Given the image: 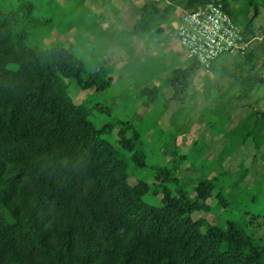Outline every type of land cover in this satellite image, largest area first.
I'll list each match as a JSON object with an SVG mask.
<instances>
[{"label":"trees","instance_id":"obj_1","mask_svg":"<svg viewBox=\"0 0 264 264\" xmlns=\"http://www.w3.org/2000/svg\"><path fill=\"white\" fill-rule=\"evenodd\" d=\"M95 1L108 14L97 13L85 0H73L66 13L76 16L63 20L54 8H39L35 0H13L7 7L0 3V264H264V28L257 31L254 23L259 0H244L254 10L242 26L231 16L235 0ZM211 1L222 2L251 46L230 56L223 82L211 78L204 87L216 91L213 105L199 114L210 137L194 140L188 152L176 146L170 153L163 151V162L151 164L138 146L139 133L131 120L117 123L114 134L116 123L97 126L90 108L69 92L68 79L81 90L102 91L111 87L113 76L104 65L86 70L72 42L48 38L66 23V31L83 27L87 17L93 22L84 28H99L89 32L93 39L100 31L110 39L114 23L107 18L119 17L121 23L129 4L136 17L127 34L159 37L185 11ZM105 19L108 24L102 25ZM254 38L260 48L252 45ZM224 56L213 61L210 72L229 62ZM200 70L205 69L186 55L184 65L164 76L172 94L161 91L160 107L161 115L169 113L170 125ZM156 75L149 78L152 85L139 90L148 109L161 100L160 88L152 82ZM196 95L190 94L193 99ZM236 110L241 116L234 118ZM186 127L184 121L175 134ZM196 142H204V149L209 142L221 147L210 162L205 156V170L191 155ZM247 145L259 152L263 163L251 187L246 186L249 168L244 162L236 170L226 164ZM185 163L188 172L179 175ZM130 171L147 174L130 183ZM146 194H160V202L147 201ZM242 197L253 203L242 221L216 216L209 222L202 214L210 213L211 199L224 208Z\"/></svg>","mask_w":264,"mask_h":264},{"label":"rangeland","instance_id":"obj_2","mask_svg":"<svg viewBox=\"0 0 264 264\" xmlns=\"http://www.w3.org/2000/svg\"><path fill=\"white\" fill-rule=\"evenodd\" d=\"M35 1L39 8L46 5L54 8L57 12L56 17L62 20L69 16H76V12L70 15L66 13L67 7L71 5L73 0L67 3L66 0H49L48 3H46V0ZM85 1L97 13H107L108 11L105 5L100 7L95 3V0ZM12 2L13 0H0L2 6L5 7ZM259 2V11L254 19L255 30L257 31L259 27L264 28V0H259ZM253 10V5L248 6L244 0L231 2V16L240 26L246 23L253 13ZM135 17L136 14L133 12L132 5H127L123 10V20L121 23L119 20L117 21L119 17L111 18V21L114 22V27L112 26L114 33L110 39L105 38V34L101 31L99 32V37H96V40L93 39V34H89V32L93 31L96 33V31H99V28L90 27L92 29L90 31L84 28L87 23L93 22L86 17L83 19V24H85L83 27H74L73 25V28L66 31L69 25L67 23L60 25L55 28L48 40H58L65 45L72 42L77 54L84 59L85 69L88 71L104 65L109 74L113 76V84L111 87L102 91H95L94 89L81 90L75 85L73 79H68L67 81L70 83V94L75 97L76 102H82L90 108L89 117L97 126L107 122L116 123L113 130L114 134L115 130L119 127L117 123H120L122 120H131L133 129H137L139 133L138 146L144 151L149 163L156 164L157 162H163L165 157L163 151L170 153L176 146L178 151L188 152L194 140L208 139L210 137L209 129L204 125V120L200 118L199 114L200 111L203 112L204 106L213 105L212 100L216 97V91L214 89H208L206 91L204 87L213 81L211 78H217L223 82L222 77L229 72L232 62L230 56L225 55L223 58L228 59V63L222 62V64L214 66L211 72L210 69L208 71L200 70L191 78V83L186 91L188 95L185 96V103L182 105L181 112L174 119V124L170 125L168 119L169 113L165 112L161 115L162 107L160 105L162 103V92L167 97L172 94V90L164 85L163 78L172 67L184 65L186 57L182 47L177 43L173 35L174 29L172 25H165L163 34L159 35L158 39L164 38L161 44L155 42L152 36L147 37L148 41L149 37L153 38L150 41L152 44L147 43L143 39L146 37V34L140 35L139 38L130 37L125 30H128ZM101 23L102 25H107L108 20L105 19ZM114 41L115 43H113ZM250 41L249 39L245 51L249 48ZM258 42L260 40L252 39L253 46H259L260 44ZM173 50L177 53L175 58L172 54ZM152 72L154 75L158 74L152 82L162 92L158 95L161 99L158 106L148 109L145 107V103L141 102L144 96L139 95V90L147 83L152 85L149 82V78L153 76ZM193 91L197 93L194 99L190 96ZM205 93L207 95L204 100L201 96H204ZM174 106L175 103L171 102V109ZM233 115L234 118L239 117L241 116V111L236 110L233 112ZM184 121L187 123V127L182 130L186 131H182L179 135L175 134L177 132V128L175 127L181 124L184 125ZM173 136H176V138L174 141H171ZM204 146V142H196L195 153L192 151L194 154H191L196 157L199 163L204 165L203 170L207 169V166H209L208 161L210 162L211 157L217 154L221 148L218 142H209L205 149ZM201 149L203 152L200 151ZM199 152L203 153V156L200 157ZM169 153L167 158H170ZM205 156L208 157V161ZM241 161L249 168V173L245 180L246 186L251 187L259 179L262 172L263 163L260 159L259 152H256L250 145H247L241 149L239 154L237 153L227 158L226 164L230 170H236ZM187 166L188 163L183 164L182 169L178 172L179 175L188 172ZM130 173H133V176L129 178L130 183H134L136 177H145L147 174L146 171H130ZM247 192L250 193L252 190H248ZM144 199L152 203H159L160 194H146L144 195ZM210 204V213H202L209 222H214L216 216L220 220L231 217L242 221L244 210L253 207V203H248V198L244 199V197L240 201L233 202L224 208L216 204L214 199L210 200ZM199 215L201 214H194L193 217L197 218Z\"/></svg>","mask_w":264,"mask_h":264},{"label":"built area","instance_id":"obj_3","mask_svg":"<svg viewBox=\"0 0 264 264\" xmlns=\"http://www.w3.org/2000/svg\"><path fill=\"white\" fill-rule=\"evenodd\" d=\"M175 32L187 57L205 70L222 55L244 53L249 43L220 1L185 11L177 21Z\"/></svg>","mask_w":264,"mask_h":264},{"label":"crops","instance_id":"obj_4","mask_svg":"<svg viewBox=\"0 0 264 264\" xmlns=\"http://www.w3.org/2000/svg\"><path fill=\"white\" fill-rule=\"evenodd\" d=\"M131 5V4H130ZM130 5H128V6H130ZM101 7V6H100ZM179 10H181V6H179L178 7V11ZM123 13V12H122ZM108 14V13H107ZM111 23H114L113 21H111V19H109V18H107ZM177 21H178V19H176V20H173L171 23H170V25H172V28L174 29V31H175V26H176V24H177ZM161 35V34H160ZM148 36H152L154 39H155V42H157L158 41V36H156L154 33H146V37L145 38H143V39H145V41H147V43L149 42V43H151L150 41H152V39L153 38H150L149 37V41L147 40V37ZM135 38H139V37H135ZM177 37L175 36V39H176ZM176 41H177V43L179 44V42H178V40L176 39ZM162 43V40H160V43L158 42V44H161ZM152 44V43H151ZM157 44V45H158ZM180 45V44H179ZM175 50H173V52H172V54L174 55V56H176L177 55V53L176 52H174ZM183 53H184V51H183ZM184 55H185V53H184ZM229 56H231V55H229ZM185 57H186V55H185ZM212 66V65H211ZM208 71V70H207Z\"/></svg>","mask_w":264,"mask_h":264}]
</instances>
